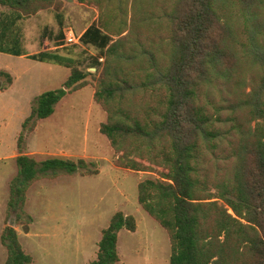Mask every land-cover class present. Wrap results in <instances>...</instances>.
<instances>
[{"label": "trees", "instance_id": "16d2710c", "mask_svg": "<svg viewBox=\"0 0 264 264\" xmlns=\"http://www.w3.org/2000/svg\"><path fill=\"white\" fill-rule=\"evenodd\" d=\"M118 1L101 7L80 41L102 54L94 64L102 67L94 98L108 113L101 133L120 154L116 165L163 170L162 180L139 184L138 199L170 237V264H264V0L159 2L150 13L160 24L153 32L140 27L137 3ZM0 6L30 17L61 11L62 3L0 0ZM65 45L61 34L58 47ZM30 58L72 70L62 88L35 100L23 124L32 133L67 95L87 86L89 74L57 53ZM23 141L22 134L21 150ZM17 164L7 219L15 213L25 233L32 218L22 211L34 182L81 170L99 174L85 160L39 163L22 153ZM137 228L134 216L116 213L89 264H118L120 232ZM1 241L5 264L33 263L14 228L6 227Z\"/></svg>", "mask_w": 264, "mask_h": 264}, {"label": "rangeland", "instance_id": "374dc122", "mask_svg": "<svg viewBox=\"0 0 264 264\" xmlns=\"http://www.w3.org/2000/svg\"><path fill=\"white\" fill-rule=\"evenodd\" d=\"M60 1L61 11L51 8L30 17L0 6V264H5L8 257L1 241L6 227L18 232L25 252L33 258L32 264H89L97 259L102 233L118 212L134 216L138 226L136 232H120L118 264H170V237L138 199L139 184L148 179L162 180L163 170L156 167L149 172H134L116 165L120 154L101 133L108 113L94 98L102 71L94 64L102 54L96 48L81 43L67 45L66 41L69 30L79 36L97 23L101 7L110 2ZM165 1L129 0L127 4L131 7L137 3L140 20H144L140 27L153 32L160 24L151 19L150 13ZM118 2L113 0L110 6ZM61 34L66 45L57 47ZM40 51L72 58L74 67L89 74L88 84L67 95L56 105L54 114L29 133L23 130V124L35 100L62 88L72 73L54 62L30 58V53ZM17 52L26 57L15 55ZM104 61L105 58L100 62ZM20 152L39 163L51 158L85 160L88 169L98 170L99 174L85 175L81 170L34 182L22 211L24 219L32 218L30 231L25 233L15 213L7 219ZM213 168L216 170V166Z\"/></svg>", "mask_w": 264, "mask_h": 264}, {"label": "built area", "instance_id": "2783aa9c", "mask_svg": "<svg viewBox=\"0 0 264 264\" xmlns=\"http://www.w3.org/2000/svg\"><path fill=\"white\" fill-rule=\"evenodd\" d=\"M81 37L77 36L73 30H69L66 35L67 45H78L81 43Z\"/></svg>", "mask_w": 264, "mask_h": 264}, {"label": "crops", "instance_id": "0c3cea01", "mask_svg": "<svg viewBox=\"0 0 264 264\" xmlns=\"http://www.w3.org/2000/svg\"><path fill=\"white\" fill-rule=\"evenodd\" d=\"M40 13H41V12H40ZM85 31H86V30H85ZM85 31H84V32H85ZM84 32H83V33H84ZM83 33H82V34H83ZM82 34H81V35H82ZM81 35H79V36L81 37ZM57 47H58V46H57ZM42 52H45V51H40V52L35 53V54H34V53H30L29 55H30V56H31V55H36V54H39V53H42ZM23 57H26V56H23ZM119 241H120V234H119ZM118 249H119V243H118ZM120 258H121V256H120ZM119 263H120V262H119Z\"/></svg>", "mask_w": 264, "mask_h": 264}]
</instances>
